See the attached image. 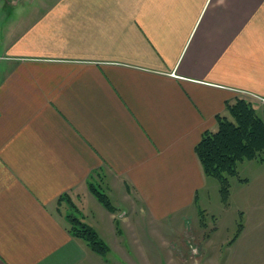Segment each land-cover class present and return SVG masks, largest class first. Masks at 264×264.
Wrapping results in <instances>:
<instances>
[{"label":"crops","instance_id":"0c3cea01","mask_svg":"<svg viewBox=\"0 0 264 264\" xmlns=\"http://www.w3.org/2000/svg\"><path fill=\"white\" fill-rule=\"evenodd\" d=\"M83 2L2 43L0 264L90 262L66 215L91 182L157 221L194 205L203 133L239 97L263 113L264 0Z\"/></svg>","mask_w":264,"mask_h":264},{"label":"rangeland","instance_id":"374dc122","mask_svg":"<svg viewBox=\"0 0 264 264\" xmlns=\"http://www.w3.org/2000/svg\"><path fill=\"white\" fill-rule=\"evenodd\" d=\"M55 3L84 5L83 0H0V55L2 43L14 39L11 30L18 37L19 28L36 24V6L41 10ZM50 53L49 47L44 55ZM236 170V175L228 176L226 197L219 181L204 175L205 186L197 202L159 221L151 219L138 202L129 206L107 181L99 187L108 195L112 210L96 197L85 198L83 206L72 202L71 211L107 245L104 255L92 251L86 263L183 264L178 262L182 256L186 264H264V160L243 159Z\"/></svg>","mask_w":264,"mask_h":264},{"label":"trees","instance_id":"16d2710c","mask_svg":"<svg viewBox=\"0 0 264 264\" xmlns=\"http://www.w3.org/2000/svg\"><path fill=\"white\" fill-rule=\"evenodd\" d=\"M255 102L239 97L227 105V113L218 115L214 130L205 131L195 145V154L205 176L219 181L223 197L228 194V176L236 175V165L243 159L264 160V109L259 114ZM90 183V182H89ZM91 191L108 209L113 207L108 195L99 186L90 183ZM71 203V202H70ZM69 231L82 238L90 248L104 255L107 245L93 227L81 221L72 211L66 215Z\"/></svg>","mask_w":264,"mask_h":264}]
</instances>
